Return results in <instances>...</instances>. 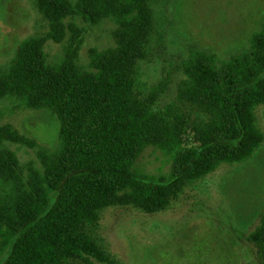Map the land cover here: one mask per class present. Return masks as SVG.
<instances>
[{
    "label": "trees",
    "instance_id": "16d2710c",
    "mask_svg": "<svg viewBox=\"0 0 264 264\" xmlns=\"http://www.w3.org/2000/svg\"><path fill=\"white\" fill-rule=\"evenodd\" d=\"M31 1L48 29L18 40L0 67V115L49 111L57 144L0 124V264H116L98 235L105 208L163 210L189 183L261 144L255 108L264 103V16L237 53L219 58L189 46L149 84L140 62L164 42L167 0ZM76 18L114 24V44L90 48L85 65ZM66 32L61 54L49 60L44 43ZM173 71L182 75L174 98L160 106ZM146 146L168 158L165 175L133 169ZM18 148L34 158L21 161ZM246 239L264 264V198Z\"/></svg>",
    "mask_w": 264,
    "mask_h": 264
},
{
    "label": "rangeland",
    "instance_id": "374dc122",
    "mask_svg": "<svg viewBox=\"0 0 264 264\" xmlns=\"http://www.w3.org/2000/svg\"><path fill=\"white\" fill-rule=\"evenodd\" d=\"M166 12L163 44L140 62L142 77L149 84H154L163 70L173 69L189 46L212 51L219 58L237 53L264 16V0H167ZM74 21L83 29L79 63L87 64L90 48L114 44L112 22ZM47 29L31 0H0V67L18 40ZM67 36L68 32L60 42L46 40L44 51L49 60L61 54ZM181 76L172 72L160 106L174 98ZM255 113L263 140L247 159L220 164L189 183L163 210L148 213L123 205L103 210L98 235L116 264H261L246 239L264 198V103ZM5 122L43 146L57 144L58 121L47 110L4 111L0 124ZM17 155L21 161L34 158L29 148H18ZM169 166L168 158L153 146L144 147L133 162L135 171L156 176L165 175Z\"/></svg>",
    "mask_w": 264,
    "mask_h": 264
}]
</instances>
